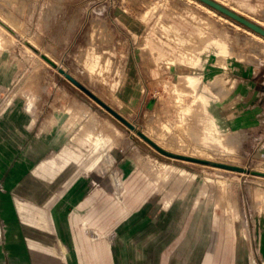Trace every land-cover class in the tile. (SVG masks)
<instances>
[{
	"label": "rangeland",
	"instance_id": "rangeland-1",
	"mask_svg": "<svg viewBox=\"0 0 264 264\" xmlns=\"http://www.w3.org/2000/svg\"><path fill=\"white\" fill-rule=\"evenodd\" d=\"M216 1L264 27V0ZM203 4L0 0V112L53 113L71 131L57 137L59 167L103 165L120 197L152 191L159 206L193 175L213 246L230 264H262L264 151H238L207 112L233 95L236 74L264 67V39ZM204 247L201 264L214 252Z\"/></svg>",
	"mask_w": 264,
	"mask_h": 264
},
{
	"label": "crops",
	"instance_id": "crops-1",
	"mask_svg": "<svg viewBox=\"0 0 264 264\" xmlns=\"http://www.w3.org/2000/svg\"><path fill=\"white\" fill-rule=\"evenodd\" d=\"M234 79L233 95L207 113L238 151L252 142L263 152L264 67ZM40 115L0 112V264H201L206 243L214 252L205 264L231 263V252L213 246L210 220L201 225L193 175L181 176L182 186L159 206L152 191L120 197L115 174L105 176L103 165L59 167L66 140L57 137L71 131L56 128L53 113ZM258 253L264 264V211Z\"/></svg>",
	"mask_w": 264,
	"mask_h": 264
},
{
	"label": "water",
	"instance_id": "water-1",
	"mask_svg": "<svg viewBox=\"0 0 264 264\" xmlns=\"http://www.w3.org/2000/svg\"><path fill=\"white\" fill-rule=\"evenodd\" d=\"M202 2L212 6L213 8L221 11L222 13L228 15L229 17L241 22L242 24L246 25L247 27L253 29L254 31L264 35V27L254 21H252L251 19L241 15L240 13H238L237 11L223 5L222 3L216 1V0H201ZM149 141L156 147L158 148L160 151H162L165 154H168L170 156H174L177 158H182V159H188V160H192V161H197V162H203V163H207L206 160L203 159H198V158H193V157H189V156H184L181 154H174L172 152H169L165 149H163L162 147H160L157 143L153 142L152 140L149 139ZM218 165L220 166H225L224 164L218 163ZM237 168V167H235ZM261 174L264 175V172H259Z\"/></svg>",
	"mask_w": 264,
	"mask_h": 264
},
{
	"label": "bare ground",
	"instance_id": "bare-ground-1",
	"mask_svg": "<svg viewBox=\"0 0 264 264\" xmlns=\"http://www.w3.org/2000/svg\"><path fill=\"white\" fill-rule=\"evenodd\" d=\"M197 1H198L199 3H201L202 5H205V4H203L204 2L202 3L201 0H197ZM200 1H201V2H200ZM205 7H208V6L205 5ZM208 9H210V8H208ZM210 10H211V11H214V10H212V9H210ZM256 35H258L259 37H261L262 39H264V35H262V34H260V33H259V34H256ZM262 172H263V171H262Z\"/></svg>",
	"mask_w": 264,
	"mask_h": 264
}]
</instances>
